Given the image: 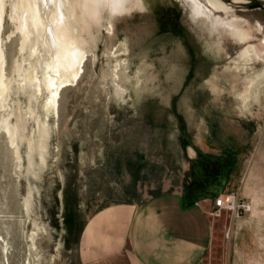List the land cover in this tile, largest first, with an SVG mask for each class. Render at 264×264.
<instances>
[{
  "label": "rangeland",
  "instance_id": "1",
  "mask_svg": "<svg viewBox=\"0 0 264 264\" xmlns=\"http://www.w3.org/2000/svg\"><path fill=\"white\" fill-rule=\"evenodd\" d=\"M5 1L0 40L10 87L0 108V264H78L87 217L131 197L139 172L177 167L187 147L196 154L184 179L187 201L207 198L187 189L210 160L231 169L211 188L213 236L202 264H264V0H218L225 10L196 0L203 15L193 0H138L99 22L77 7L78 16L66 19L77 26L86 61L80 80L62 88L57 112L46 108L43 73L38 97L18 77L30 52L12 20L15 1ZM4 121L15 128L14 145Z\"/></svg>",
  "mask_w": 264,
  "mask_h": 264
},
{
  "label": "crops",
  "instance_id": "2",
  "mask_svg": "<svg viewBox=\"0 0 264 264\" xmlns=\"http://www.w3.org/2000/svg\"><path fill=\"white\" fill-rule=\"evenodd\" d=\"M181 156L177 167L165 162L153 172H139L131 197L87 217L77 241L78 264L203 263L212 242L208 208L216 191L187 201L184 179L196 154L187 147Z\"/></svg>",
  "mask_w": 264,
  "mask_h": 264
},
{
  "label": "bare ground",
  "instance_id": "3",
  "mask_svg": "<svg viewBox=\"0 0 264 264\" xmlns=\"http://www.w3.org/2000/svg\"><path fill=\"white\" fill-rule=\"evenodd\" d=\"M14 1L15 6L13 8L14 15L12 20L16 22L18 30L23 34L24 42L22 50L28 48L30 52V56L24 61L28 64V68L22 64L17 67L18 77L21 78V83L23 82L25 87L33 90L32 93L34 92V94L32 96L38 97L37 93L40 91V81L37 78V74L43 73L49 89L46 108H51L53 112H57L58 99L60 98L62 88H66V86L80 80L83 73V65L86 61L84 47H81V44H78L80 43L78 39H75L77 26L75 27L74 23L66 19V17L71 14L72 17L70 15L68 17L76 18V11L79 8L89 20L99 22V20L94 19V7L90 0H74V3L71 2L72 0ZM209 2L216 9L225 10V6L220 1L209 0ZM68 4L70 9H68ZM138 6V0H122V3H119V6L116 8L115 15L125 14ZM192 6L196 15L205 14V10L203 11V7L196 0H193ZM5 9L6 1L0 0V28L2 27L1 23ZM33 57L35 59L32 61ZM4 67L5 55L0 40V108L5 107L4 102L10 87V82L5 79ZM69 75L72 79L69 78ZM19 115L20 113L17 114L18 124L20 123L21 126H24V118ZM2 125H4L14 145V137H16L15 128L11 127L8 121H4ZM37 125L40 139L36 145L38 149H35L39 152L40 160H43L42 154H45L43 152L46 146L45 131L40 120H38ZM31 145L32 143H30L29 147Z\"/></svg>",
  "mask_w": 264,
  "mask_h": 264
},
{
  "label": "trees",
  "instance_id": "4",
  "mask_svg": "<svg viewBox=\"0 0 264 264\" xmlns=\"http://www.w3.org/2000/svg\"><path fill=\"white\" fill-rule=\"evenodd\" d=\"M210 161V166H205L202 170H199L198 174L195 175L196 177L192 178L191 184L187 189L188 192L207 193L211 188L222 186L227 181L231 171L230 166L226 164L221 166L224 163L223 159L214 158V160ZM228 163H230V160H228Z\"/></svg>",
  "mask_w": 264,
  "mask_h": 264
},
{
  "label": "clouds",
  "instance_id": "5",
  "mask_svg": "<svg viewBox=\"0 0 264 264\" xmlns=\"http://www.w3.org/2000/svg\"><path fill=\"white\" fill-rule=\"evenodd\" d=\"M94 7V19L100 20L104 17L112 19L115 15L116 8L122 0H90Z\"/></svg>",
  "mask_w": 264,
  "mask_h": 264
},
{
  "label": "built area",
  "instance_id": "6",
  "mask_svg": "<svg viewBox=\"0 0 264 264\" xmlns=\"http://www.w3.org/2000/svg\"><path fill=\"white\" fill-rule=\"evenodd\" d=\"M226 203H227V202H226L225 200H223V201L218 200V202H217V206H218L219 208H223V207L226 206ZM223 204H224L225 206H224ZM230 204L232 205V203H230ZM228 207H230V210H232L233 212H236V210H239V209L236 208V207H233V208H232L231 206H228ZM238 214H239V213L237 212V215H236L237 217H238Z\"/></svg>",
  "mask_w": 264,
  "mask_h": 264
}]
</instances>
